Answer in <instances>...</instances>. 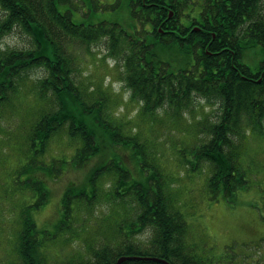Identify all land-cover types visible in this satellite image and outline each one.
I'll use <instances>...</instances> for the list:
<instances>
[{
    "label": "trees",
    "instance_id": "obj_1",
    "mask_svg": "<svg viewBox=\"0 0 264 264\" xmlns=\"http://www.w3.org/2000/svg\"><path fill=\"white\" fill-rule=\"evenodd\" d=\"M98 2H89L91 13L99 10ZM263 5L264 0H115L110 9L126 13V29L119 21L74 24L73 0H0L5 11L0 38L14 27L23 28L33 38L27 50H0V113L18 94L25 75L37 68L45 71L38 79L37 94L43 101L48 98L51 105L32 120L25 142L26 155L30 156L27 169L34 174L28 187L36 200L27 207L18 235L20 264H51L42 256L40 238L50 233L39 230L33 213L48 203L50 181L60 180L68 171H82L95 160L98 162L85 180L65 188L56 233L85 221V215L99 201L103 179L114 174L113 197L122 201L132 197L141 207L129 235L147 227L154 229V235L147 248L132 243L118 248L105 245L92 249L91 262L71 264H116L123 256L199 264L186 253L183 238L188 224L180 211L171 210L158 175L135 180L124 156L118 153L126 149L133 160L137 153H144L145 144L137 135L125 133L126 124L112 115L110 94L101 89L88 92L77 81L71 60L56 38L58 29L62 33L58 37L75 36L89 48L102 37L110 39V55L123 69L130 98L141 105L143 115L162 110L180 120L197 99L214 105L220 114L216 122L203 127L208 139L196 147V155L213 166L209 189L232 202L238 191L251 187L239 162L240 141L236 139L264 135V77L259 82L260 72L264 73ZM82 6H77L80 13ZM195 27L202 30L194 31ZM64 136L72 150L70 157L65 152L45 163L52 143ZM131 149H138L133 156ZM56 233L50 235L51 241ZM123 264L162 263L133 259Z\"/></svg>",
    "mask_w": 264,
    "mask_h": 264
},
{
    "label": "rangeland",
    "instance_id": "obj_2",
    "mask_svg": "<svg viewBox=\"0 0 264 264\" xmlns=\"http://www.w3.org/2000/svg\"><path fill=\"white\" fill-rule=\"evenodd\" d=\"M109 3L111 0H100L99 10L92 13L87 8L86 15L80 18L86 24L81 22V25L108 20L119 21L128 29L126 13H114ZM73 6V10L80 13L77 1L73 0ZM74 14L78 15V12ZM76 15L72 18L74 22L79 19ZM4 16L5 11L0 7V20ZM58 30V36L62 35L60 28ZM58 36L77 81L88 92L101 89L110 94L113 97L112 115L126 124L125 133L137 135L145 144L144 153H137L134 161L128 150L120 149L118 153L124 156L135 180L144 181L148 175H158L156 179L168 196L171 210L180 211L188 224L183 238L186 253L194 256L199 264H264V135L251 134L242 141L236 139L240 141L239 162L247 171L251 187L238 191L229 202L221 192L215 195L209 189L213 166L200 161L196 155V147L208 139L203 127L216 122L220 114L214 105L197 99L192 110L185 112L180 120L162 110L143 115L141 105L130 98L131 91L123 81V69L110 55L108 37L100 38L89 48L75 36ZM32 41L23 28L14 27L0 38V50H27L32 47ZM44 76L43 68L26 74L18 94H14L0 113V264H20L18 235L27 207L36 200L28 187L34 174L27 169L30 156L26 155L28 146L25 142L32 120L42 111L51 109L49 99L41 100L36 90L38 79ZM68 143L65 136L62 141H54L51 151L45 155V163L65 152L70 157L72 150ZM137 150L131 149L132 156ZM41 159L39 157L38 161ZM97 162L95 160L82 171H68L60 180L50 181L48 203L33 213L39 230L50 233L41 234L40 238L44 246L42 256L51 264L91 262L92 249L105 245L118 248L132 243L147 248L153 238L151 227L129 235L130 226L141 214V207L132 197L123 201L113 197L114 174L103 179L99 201L92 212L85 215V221L56 233L65 188L70 183L79 184L85 180ZM54 233L56 239L51 241L50 235Z\"/></svg>",
    "mask_w": 264,
    "mask_h": 264
},
{
    "label": "water",
    "instance_id": "obj_3",
    "mask_svg": "<svg viewBox=\"0 0 264 264\" xmlns=\"http://www.w3.org/2000/svg\"><path fill=\"white\" fill-rule=\"evenodd\" d=\"M173 17V12L170 13V18ZM202 30L200 27H195L194 31ZM160 32H164L162 29H160ZM138 259V260H144V261H153V262H159L162 264H170L167 260L156 258V257H140V256H123L119 258L116 262V264H123L126 261Z\"/></svg>",
    "mask_w": 264,
    "mask_h": 264
},
{
    "label": "flooded vegetation",
    "instance_id": "obj_4",
    "mask_svg": "<svg viewBox=\"0 0 264 264\" xmlns=\"http://www.w3.org/2000/svg\"><path fill=\"white\" fill-rule=\"evenodd\" d=\"M75 1H77V3H78V6H82V4L86 7H83L82 6V8H83V12H81V13H79V11H74L73 12V15H76V14H74L75 12H78V15H76L79 19H77V21H79V22H74V20H73V22H74V24H76V25H79V24H81V22L82 23H84V24H86V22H85V20H83V21H81L80 20V18H81V15H83V13L85 12H87V8H88V5H89V2L91 1V0H75ZM98 1H100V0H98ZM102 1V0H101ZM136 1V0H135ZM115 2V0H111V3H109V5H112L113 3ZM103 5H105V4H103ZM74 18V17H73ZM260 77H261V79L259 80V82H261L262 81V78L264 77V73H263V71H261L260 72V75H259Z\"/></svg>",
    "mask_w": 264,
    "mask_h": 264
}]
</instances>
